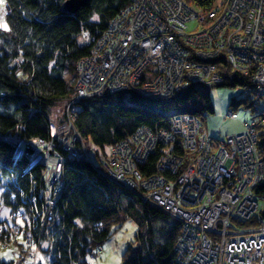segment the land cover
<instances>
[{"label":"built area","instance_id":"built-area-1","mask_svg":"<svg viewBox=\"0 0 264 264\" xmlns=\"http://www.w3.org/2000/svg\"><path fill=\"white\" fill-rule=\"evenodd\" d=\"M8 12L0 0V17ZM191 21L198 26L188 30ZM80 41L91 51L77 61L63 121L48 139L24 138L15 148L32 167L44 166L45 213L51 217L56 207L67 158L82 151L90 159L74 124L77 102L104 91L167 97L192 81L219 83L211 60L224 53L247 80L242 94L255 115L244 130L215 139L197 115L174 114L170 128L141 127L113 145L98 170L126 188L145 189V201L181 223L179 264H264V195L254 190L264 177L257 134L264 123V0H221L208 12L188 0H133L106 28L83 31ZM153 154L156 173L142 176L138 164ZM251 219L256 226L241 225ZM40 255L39 245L27 252L32 264H44Z\"/></svg>","mask_w":264,"mask_h":264},{"label":"trees","instance_id":"trees-1","mask_svg":"<svg viewBox=\"0 0 264 264\" xmlns=\"http://www.w3.org/2000/svg\"><path fill=\"white\" fill-rule=\"evenodd\" d=\"M4 1L9 12L7 26H0V200L9 214L0 218V250L13 244L19 262L30 264L27 252L39 245L47 264H88L86 255L102 245L112 226L131 218L139 230L123 253L125 264H179L175 243L181 223L145 201V189H129L102 175L100 162L109 157L113 145L141 127L168 129L174 114L192 113L201 118L205 111L213 112L209 88L242 85L247 82L245 76L222 53L211 60L222 78L219 83L192 81L167 97L121 89L81 99L73 109L74 124L90 159L82 151L67 158L62 191L51 218L40 196L44 166L37 163L32 167L25 155L17 157V142L51 136V125L63 121L65 107L75 94L77 61L91 51L80 41L81 33L106 28L133 0H89L77 12L65 9L66 0ZM188 1L202 12L217 3ZM241 100L248 104L243 97ZM257 134L264 160V123L257 126ZM157 160V154L150 155L138 164L139 173H156ZM254 190L264 195V177ZM159 221L162 224L155 227ZM241 225L256 226L257 222L251 219ZM0 264L16 262L0 255Z\"/></svg>","mask_w":264,"mask_h":264},{"label":"rangeland","instance_id":"rangeland-1","mask_svg":"<svg viewBox=\"0 0 264 264\" xmlns=\"http://www.w3.org/2000/svg\"><path fill=\"white\" fill-rule=\"evenodd\" d=\"M220 2L221 0H217V3ZM0 24H3L6 27L7 22L5 17H0ZM197 26V21L188 22V30L195 29ZM208 92L213 102L214 111H205L201 115V119L204 127L214 138L223 139L229 133L242 131L245 129V121H252L255 113L253 111V107L246 105L241 100L243 97L241 85H213L209 88ZM231 111L237 113L238 118H231L229 116V112ZM52 126L55 127V124L51 125V131H54L52 130ZM92 148L90 153L92 154L93 159L97 161ZM1 191L2 188L0 187V194ZM8 214L9 208L6 205H3L0 200V218L6 219ZM161 224L162 222L159 221L155 224V227ZM138 230L139 225L131 218H128L119 224L113 225L111 228V234L102 243L99 253H89L86 255L85 260L88 264H125L123 261V253L125 252L128 244L136 240ZM19 241L23 242V238L21 236L19 237ZM47 247L48 242L45 243V248ZM97 250L98 248L96 251ZM0 255L5 260L13 259L16 264H21L19 262L17 250L13 244H10L9 247H5V249L0 250ZM40 259L44 264H47L45 254H41ZM29 262L32 264V261Z\"/></svg>","mask_w":264,"mask_h":264},{"label":"water","instance_id":"water-1","mask_svg":"<svg viewBox=\"0 0 264 264\" xmlns=\"http://www.w3.org/2000/svg\"><path fill=\"white\" fill-rule=\"evenodd\" d=\"M89 0H66L65 9L70 12H77L88 4Z\"/></svg>","mask_w":264,"mask_h":264},{"label":"bare ground","instance_id":"bare-ground-1","mask_svg":"<svg viewBox=\"0 0 264 264\" xmlns=\"http://www.w3.org/2000/svg\"><path fill=\"white\" fill-rule=\"evenodd\" d=\"M52 130H54V126H52ZM216 139V138H215ZM104 163V160L100 162V164L102 165Z\"/></svg>","mask_w":264,"mask_h":264},{"label":"crops","instance_id":"crops-1","mask_svg":"<svg viewBox=\"0 0 264 264\" xmlns=\"http://www.w3.org/2000/svg\"><path fill=\"white\" fill-rule=\"evenodd\" d=\"M0 25H3V24H0ZM7 26V25H6ZM2 27H5L4 25Z\"/></svg>","mask_w":264,"mask_h":264}]
</instances>
